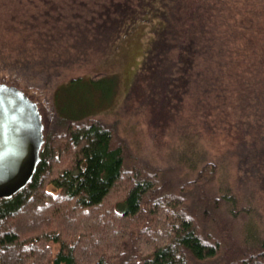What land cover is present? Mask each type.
Segmentation results:
<instances>
[{"label": "trees", "instance_id": "obj_1", "mask_svg": "<svg viewBox=\"0 0 264 264\" xmlns=\"http://www.w3.org/2000/svg\"><path fill=\"white\" fill-rule=\"evenodd\" d=\"M66 1L0 0V82L36 100L45 125L31 181L0 197V264H264V0H197L184 12L186 0H99L88 15V6ZM67 9L105 26L109 43L141 18H158L143 65L161 67L169 104L180 90L188 94L195 75L220 108L217 121L229 124L225 157L188 147L178 158L182 173H172L131 154L115 124L90 116L95 107L61 109L50 127L22 87L24 45L9 33L32 27L39 14L66 20ZM43 33L31 42L53 37Z\"/></svg>", "mask_w": 264, "mask_h": 264}, {"label": "rangeland", "instance_id": "obj_2", "mask_svg": "<svg viewBox=\"0 0 264 264\" xmlns=\"http://www.w3.org/2000/svg\"><path fill=\"white\" fill-rule=\"evenodd\" d=\"M70 1L75 6H88L83 9L86 15L96 10L98 7L95 6L100 3L99 0ZM195 1H183L179 10L194 9ZM133 2L135 4L136 0ZM42 3L46 2L41 1L39 5L45 9L47 6ZM80 7L73 8L78 12ZM66 11L70 14L68 18L73 16L72 26L64 24L67 17L64 20L50 14H39L36 19L28 17L34 22L32 27L19 26L9 33H15L13 36L21 39L20 44L26 48H22L24 53L20 57L24 60L23 71L27 72L19 73L22 87L40 101L50 127L61 109L69 112L78 106L87 110L95 107L93 110H97V114L90 116L115 124L131 154L161 168L172 166L175 169L172 173H182L184 165L182 161L178 162V158L191 154V150L204 152L214 160L225 157L232 142L229 124L217 121L220 108L217 109V103L199 92L195 75L190 78L188 94L184 96L180 90L173 98L176 102L169 104L166 103L167 86L164 85L161 67L155 68L152 64L145 68L143 65L158 18L146 21L142 20V16L109 43L104 40L107 33L103 30L105 26L90 25L84 18L76 16L78 14H72L69 9ZM38 24L41 25L38 27ZM45 30H49L53 37L31 42L35 36L44 35ZM10 37L6 35L8 41ZM98 71L105 73L100 83L95 84L89 77ZM81 75L78 82L70 81ZM99 94L102 95L100 100ZM96 104L101 106L96 107ZM226 107L220 115L226 116ZM250 120L253 121V117L244 118V123L240 124L246 127ZM229 159L224 160V164Z\"/></svg>", "mask_w": 264, "mask_h": 264}, {"label": "water", "instance_id": "obj_3", "mask_svg": "<svg viewBox=\"0 0 264 264\" xmlns=\"http://www.w3.org/2000/svg\"><path fill=\"white\" fill-rule=\"evenodd\" d=\"M44 128L37 101L15 84L0 82V197H11L31 181Z\"/></svg>", "mask_w": 264, "mask_h": 264}]
</instances>
